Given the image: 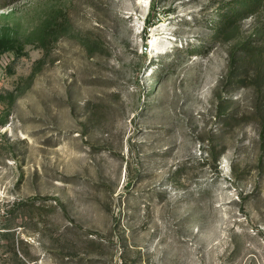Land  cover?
I'll use <instances>...</instances> for the list:
<instances>
[{
	"label": "rangeland",
	"instance_id": "374dc122",
	"mask_svg": "<svg viewBox=\"0 0 264 264\" xmlns=\"http://www.w3.org/2000/svg\"><path fill=\"white\" fill-rule=\"evenodd\" d=\"M0 264H264V0H0Z\"/></svg>",
	"mask_w": 264,
	"mask_h": 264
}]
</instances>
